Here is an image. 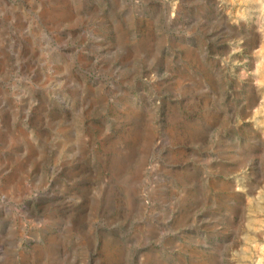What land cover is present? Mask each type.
Wrapping results in <instances>:
<instances>
[{
    "label": "rangeland",
    "instance_id": "rangeland-1",
    "mask_svg": "<svg viewBox=\"0 0 264 264\" xmlns=\"http://www.w3.org/2000/svg\"><path fill=\"white\" fill-rule=\"evenodd\" d=\"M0 264H264V0H0Z\"/></svg>",
    "mask_w": 264,
    "mask_h": 264
}]
</instances>
